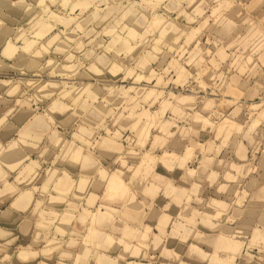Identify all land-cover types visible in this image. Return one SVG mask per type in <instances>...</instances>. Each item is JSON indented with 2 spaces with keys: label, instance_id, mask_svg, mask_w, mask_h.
Listing matches in <instances>:
<instances>
[{
  "label": "rangeland",
  "instance_id": "rangeland-1",
  "mask_svg": "<svg viewBox=\"0 0 264 264\" xmlns=\"http://www.w3.org/2000/svg\"><path fill=\"white\" fill-rule=\"evenodd\" d=\"M0 124L44 150L4 260L264 264V0H0Z\"/></svg>",
  "mask_w": 264,
  "mask_h": 264
},
{
  "label": "crops",
  "instance_id": "crops-1",
  "mask_svg": "<svg viewBox=\"0 0 264 264\" xmlns=\"http://www.w3.org/2000/svg\"><path fill=\"white\" fill-rule=\"evenodd\" d=\"M13 125L18 130L22 128L21 124ZM27 126L28 125H26V128ZM28 129L33 130L32 126ZM35 131L37 132L36 128ZM38 137L39 136H35L34 138L26 139L28 145H20V148L22 149L21 151L18 152V150H12V140H14L13 138H16V134L15 136L13 134L12 124H0V264L2 262L3 264H16L15 262L12 263L4 259L7 256L11 257L14 255L17 250H21V248L25 249L33 244L39 232V219L37 216H33L32 212L35 204L38 202L37 200L39 198L41 199V192L35 193L36 199H34L32 206L28 209L25 204L16 203V198L19 193L13 192L9 187L13 185L17 189L24 190L23 192L26 190H32V187L30 189L24 187L27 183L24 181L25 176L19 177L22 170L20 162L23 163L25 161L24 163L28 164L30 160H32L34 162H39L42 165L44 164V150H42L41 146L43 142H39ZM38 144H40V148H37L39 146ZM26 147L30 148L32 151L29 152ZM18 164H20L21 167L16 170L11 169ZM165 174L166 176H172L175 178V174L170 175L167 170L165 171ZM160 176L166 177L164 175ZM181 176L183 175L180 174L179 177ZM18 178L20 179L19 182L16 181ZM36 188H42V186L38 185ZM75 225L77 229L81 228L80 222H76V220L72 221L70 225L67 224L66 227H59L60 230L66 231L65 236L59 234L56 227H52L50 233H47L46 231L44 242L52 241L53 239H62L64 241L71 240V234L74 232L73 228H75ZM44 242H41V246ZM56 255L58 256V254ZM17 264L23 263L18 261Z\"/></svg>",
  "mask_w": 264,
  "mask_h": 264
},
{
  "label": "bare ground",
  "instance_id": "bare-ground-1",
  "mask_svg": "<svg viewBox=\"0 0 264 264\" xmlns=\"http://www.w3.org/2000/svg\"><path fill=\"white\" fill-rule=\"evenodd\" d=\"M33 162H34V161H33ZM115 181H116V179H115L113 182L115 183ZM116 183H118V182H116ZM111 185H112V184H111ZM111 185H110V186H111ZM9 187H10V186H9ZM20 192H21V191H20ZM27 197H28L27 193H26V192H23L20 196L18 195V197L16 198V201H17V200H20V201H21L20 203H21V204H24L23 201L26 200V199H28ZM14 202H15V201H14ZM34 203H35V202H34ZM14 204H15V203H14ZM14 204H12V205H14ZM18 204H19V203H18ZM25 205H26V204H25ZM40 205H41V204H40ZM40 205H38V206H40ZM35 206H36V204H35ZM16 208H17V207H16ZM20 253H22V252H20ZM20 253H19V254H20ZM24 253H25V252H24ZM24 253H22V254H24ZM20 255H21V254H20ZM25 257H26V256H25ZM134 263H135V262H134ZM134 263H132V264H134ZM137 264H138V263H137Z\"/></svg>",
  "mask_w": 264,
  "mask_h": 264
}]
</instances>
